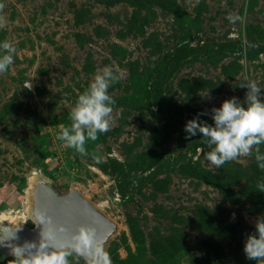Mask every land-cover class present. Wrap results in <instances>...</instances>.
Wrapping results in <instances>:
<instances>
[{
    "label": "rangeland",
    "instance_id": "rangeland-1",
    "mask_svg": "<svg viewBox=\"0 0 264 264\" xmlns=\"http://www.w3.org/2000/svg\"><path fill=\"white\" fill-rule=\"evenodd\" d=\"M0 5V43L15 47L0 74V228L34 227L30 191L40 178L102 205L116 226L104 245L111 264H257L243 252L264 216L255 150L216 169L200 134L187 139L184 126L226 99L243 101L246 81L264 92V0ZM105 66L123 72L108 89L113 120L82 156L57 137Z\"/></svg>",
    "mask_w": 264,
    "mask_h": 264
},
{
    "label": "clouds",
    "instance_id": "clouds-1",
    "mask_svg": "<svg viewBox=\"0 0 264 264\" xmlns=\"http://www.w3.org/2000/svg\"><path fill=\"white\" fill-rule=\"evenodd\" d=\"M3 6L0 5V10ZM232 19V17H230ZM5 26V19L0 16V28ZM0 74L8 71L13 64L15 47L9 42L0 43ZM123 72L115 66H105L94 74L88 87L79 93L74 105H70V125L61 126L58 139L68 148L86 156V142L95 141L98 134L107 132L113 120L115 100L109 95L110 86L122 79ZM30 87L28 82L25 85ZM246 88L245 98L240 101L236 97L226 99L220 107H213L211 113H198L188 120L184 126L187 139L200 134L202 143L209 149L203 152L204 158L216 169L231 161L243 162L242 157L253 155L260 169L264 170V154L260 145L264 144V92L254 81H246L240 85ZM207 93L205 94V96ZM210 115L213 124L200 120V116ZM264 192V184L259 186ZM39 221L43 225L39 245L26 242L23 246H13L12 254L15 264H69L68 257L77 256L85 260V264H111L109 254L103 243L96 239L95 230L81 225L71 233L67 244L56 246L50 244L58 232L66 229L53 224L50 216L37 210ZM235 214H233V219ZM255 232L249 233L244 240L243 252L248 260L264 264V216L254 221ZM46 225L48 230L46 231ZM35 249V251H31Z\"/></svg>",
    "mask_w": 264,
    "mask_h": 264
},
{
    "label": "water",
    "instance_id": "water-1",
    "mask_svg": "<svg viewBox=\"0 0 264 264\" xmlns=\"http://www.w3.org/2000/svg\"><path fill=\"white\" fill-rule=\"evenodd\" d=\"M32 203L31 216L35 222L39 221L37 210H42L51 217L54 225H62L66 229L64 232H58L50 241V244L58 247L67 244L71 233L81 225L93 228L96 239L102 242L103 246L116 230L115 224L77 190L59 194L48 182L40 178H36L32 190ZM43 228L42 224H35L33 228L28 229L22 226L12 227L6 223L0 228V263L14 257L13 246H23L26 242L39 245ZM45 230H48L47 225Z\"/></svg>",
    "mask_w": 264,
    "mask_h": 264
},
{
    "label": "bare ground",
    "instance_id": "bare-ground-1",
    "mask_svg": "<svg viewBox=\"0 0 264 264\" xmlns=\"http://www.w3.org/2000/svg\"><path fill=\"white\" fill-rule=\"evenodd\" d=\"M96 172V171H95ZM35 181H36V179H35ZM35 181H34V184H33V187L31 188V191H30V198L32 197V190H33V188H34V185H35ZM32 204L33 203H31V208H32ZM98 209H101L102 208V205H98V206H96Z\"/></svg>",
    "mask_w": 264,
    "mask_h": 264
}]
</instances>
